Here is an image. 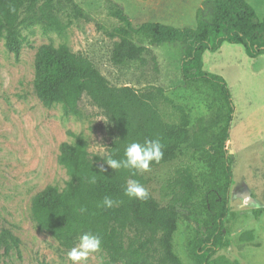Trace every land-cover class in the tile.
Listing matches in <instances>:
<instances>
[{"label":"trees","instance_id":"obj_1","mask_svg":"<svg viewBox=\"0 0 264 264\" xmlns=\"http://www.w3.org/2000/svg\"><path fill=\"white\" fill-rule=\"evenodd\" d=\"M108 2L113 15L148 42L138 44L128 35L120 36L113 43L111 62L138 61L156 69L150 46L179 45L181 80L185 85L204 84L217 104L213 128L202 137L192 135L189 111L167 96L162 86L139 90L112 84L87 54L72 51L66 43L44 44L35 55L38 99L45 107L60 104L65 115L78 118L84 116L86 102L97 108L105 119L109 142L103 154H92L83 134L68 131L72 140L62 142L58 154L68 178L62 187L49 184L32 196L31 217L66 248L77 246L85 233L98 235L107 257L104 264H182L173 236L179 208L184 207L186 220L195 223L189 252L199 264H210L221 246L228 213L232 174L225 143L234 108L226 81L203 69L202 54L217 50L224 41L241 44L252 58L264 54V16L259 19L248 0H203L195 12L194 27L152 21L135 27L120 2ZM68 5L81 14L74 0H0V40L17 54L24 39L22 27L40 24L64 31L67 23L61 15ZM157 139L163 156L150 168L174 161L184 146L191 147L205 167L199 177L190 165L177 167L163 186L166 204L150 192L143 200L126 196L128 180L142 186L148 183L145 171L111 169L106 163L109 156L122 159L131 142ZM106 196L114 201L111 207L102 204ZM0 239L6 249L9 240L18 244L7 230ZM253 239V231L238 235L241 242Z\"/></svg>","mask_w":264,"mask_h":264},{"label":"rangeland","instance_id":"obj_2","mask_svg":"<svg viewBox=\"0 0 264 264\" xmlns=\"http://www.w3.org/2000/svg\"><path fill=\"white\" fill-rule=\"evenodd\" d=\"M115 1L124 6L135 27L145 20L175 27L196 25L195 17L175 23L152 10L147 0ZM248 2L262 19L264 0ZM74 3L81 14L68 5L61 15L67 23L64 31L40 24L22 27L24 39L17 54L0 40V234L7 230L18 239L17 246L9 240L7 249L0 239V264H73L68 258L73 247H63L38 228L30 213L31 198L45 186L62 187L67 180L58 154L61 143L72 140L68 131L83 134L92 154H103L109 142L105 119L97 108L86 102L84 116L78 118L65 115L60 104L45 107L38 99L34 77L40 46L66 43L72 51L87 54L115 85L128 84L139 90L162 86L167 96L189 111L192 135L202 137L213 128L217 104L207 86L185 85L181 80L179 45L150 46L157 70L138 61L114 65L110 59L114 41L128 35L147 45L146 38L129 31L113 15L108 0ZM203 56V69L224 77L234 108L225 143L232 174L228 213L221 246L209 263L264 264V54L252 58L241 44L224 41L219 50L205 51ZM181 165H190L198 177L205 170L198 154L184 146L174 161L144 172L148 183L143 187L160 204L168 201L163 186ZM179 212L174 251L182 264H199L189 252L195 223L186 220V208L180 207ZM244 231H253L254 239L239 241L238 235ZM106 258L99 249L79 264H104Z\"/></svg>","mask_w":264,"mask_h":264},{"label":"clouds","instance_id":"obj_3","mask_svg":"<svg viewBox=\"0 0 264 264\" xmlns=\"http://www.w3.org/2000/svg\"><path fill=\"white\" fill-rule=\"evenodd\" d=\"M162 145L157 140H145L142 144L139 142L129 143L124 150L122 159H114L109 156L106 160L111 169H135L139 171L150 170V163L159 160L163 156ZM93 182L95 180L93 179ZM125 195L129 198L146 199L148 191L137 180H128L125 188ZM114 201L110 197H105L102 201L104 207H111ZM101 247V238L98 235L85 233L80 237V242L68 252V258L73 264H79L86 261L90 253L99 251Z\"/></svg>","mask_w":264,"mask_h":264},{"label":"crops","instance_id":"obj_4","mask_svg":"<svg viewBox=\"0 0 264 264\" xmlns=\"http://www.w3.org/2000/svg\"><path fill=\"white\" fill-rule=\"evenodd\" d=\"M147 1L149 2L148 4L149 7H151L152 10L158 11L160 15L169 17V19L174 21L175 23H183L195 17V12L203 0H147ZM142 11H146V9H143ZM221 45L218 48V50L221 48ZM203 54H202V61L204 68L205 60ZM213 73L215 74V72ZM216 74L221 76L220 73H216Z\"/></svg>","mask_w":264,"mask_h":264}]
</instances>
